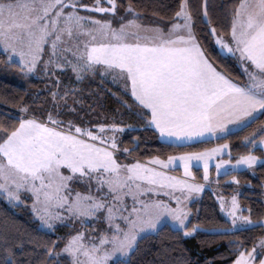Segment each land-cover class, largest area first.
<instances>
[{
	"label": "snow or ice",
	"instance_id": "obj_1",
	"mask_svg": "<svg viewBox=\"0 0 264 264\" xmlns=\"http://www.w3.org/2000/svg\"><path fill=\"white\" fill-rule=\"evenodd\" d=\"M121 6L120 0H0V56L21 75L42 71L57 86L50 93L55 110L37 116L21 98L14 122H0V197L18 202L22 192L30 193L41 226L53 232L58 225L69 228L40 246L45 260L54 264H132L140 241L166 221L184 236L264 230V216L253 220L251 208L244 215L235 193L217 197L226 223L188 227L189 204L211 182L213 161L217 177L264 164V155L254 154L264 149V121L242 137L247 151L235 159L227 140L144 161L128 155L139 149L138 137L120 148L122 134L137 126L166 144L184 147L223 139L264 116V0H234L219 29L210 18L208 0L199 14L191 0L157 2L154 7L165 9L167 19L153 13L147 22L132 0L118 17ZM197 15L206 25L200 34ZM206 40L217 47V55L236 61L242 78L216 65ZM69 68L77 82L99 75L101 86L105 80L120 86L131 100L121 98L122 107L142 123L125 125L115 117L112 123L85 120L66 101L77 89L65 85L63 96L59 91L56 72ZM226 150L229 159L223 158ZM121 153L132 162H121ZM170 165L181 167L182 175H171ZM200 165L203 182L192 172ZM77 182L86 190L74 189ZM225 183L239 180L231 175ZM228 243L235 245L231 264H264V235L251 247L239 239ZM13 247L7 239L0 242V264H18Z\"/></svg>",
	"mask_w": 264,
	"mask_h": 264
},
{
	"label": "trees",
	"instance_id": "obj_2",
	"mask_svg": "<svg viewBox=\"0 0 264 264\" xmlns=\"http://www.w3.org/2000/svg\"><path fill=\"white\" fill-rule=\"evenodd\" d=\"M128 2L129 0H120L122 5L120 9H123V6L127 5ZM157 2L168 4L172 0H132V3L138 6V11H144L145 21L151 18L153 13L157 18L167 19L165 9L154 7ZM233 2L234 0H208L210 18L216 22L218 29L224 10ZM202 3L203 0H191L193 11L197 14L201 11ZM145 5L148 7H144ZM205 26V23L197 15V33L200 34ZM204 43L218 67H223L234 78H242L239 67L233 58L223 54L217 55L218 49L210 40H206ZM56 74L61 80L59 85L61 96H63L65 85L77 89L75 95L69 93L66 101L68 105L75 107L78 114L82 115L85 120L90 119L93 124L112 123L110 118L115 117V122H122L125 125L142 123L128 108L122 107L121 98L128 100L129 103L131 100L129 96H124L119 86L108 82V80H105L101 86L99 75L95 79L86 77L77 82L75 76L69 71L57 72ZM56 87L55 83H47L45 79L21 75L15 67L5 63V57L0 56V122L7 121L9 124L14 122L12 117L19 116L18 107L21 98H23V103L28 104L34 110L33 113L44 114L48 112L49 108H53L50 93ZM74 100H79L80 103L74 104ZM63 103L64 101H61V104ZM53 110L55 109L53 108ZM64 111L67 112V108ZM104 117L109 119H104ZM62 118L67 119L68 116ZM261 121H264V116L258 117L250 127L225 136L223 139L191 143L184 147L166 144L159 140L151 130L140 129L137 126L133 129H126L125 133L122 134L120 148L129 146L131 137H138L141 141L139 149L128 155L144 161L154 155L166 159L168 155L179 152L200 151L227 140L230 143L231 158L235 159L239 154L247 151V148L241 143L242 137L251 132ZM254 154L260 156V148ZM120 158L126 159L125 154L121 153ZM127 160L132 162L131 159ZM231 175L237 176L238 188L223 186L221 187L223 193L228 194L236 190L238 200L245 209L244 214L248 215L247 209L251 208L253 220L264 216V195L262 192L264 164H258L252 172L242 170L236 173L232 172L229 176ZM226 177L228 176L221 175L217 180L221 182ZM189 207L191 209L189 228L192 224L197 223L205 226L209 222L226 223L214 190L210 187L204 188L199 196L190 202ZM68 232L67 226L59 225L54 232L44 229L39 225L38 220L27 205L11 203L0 197V242L7 239L9 245L14 246L13 250L16 253L18 264H29V261L31 264H54V261L45 260V251L40 246L44 245L45 242L56 240L58 236H64ZM261 235H264V230L252 228L227 235L197 231L189 236H184L182 230L177 231L168 223H164L157 233L148 235L140 241L139 248L130 260L132 264H161L162 261L164 264H176L177 261H181L182 264H231L235 255L230 249L234 248L235 245H229L230 239L243 240L248 247H251ZM21 241L23 242L22 248L18 247ZM61 264H65V261L61 260Z\"/></svg>",
	"mask_w": 264,
	"mask_h": 264
},
{
	"label": "crops",
	"instance_id": "obj_3",
	"mask_svg": "<svg viewBox=\"0 0 264 264\" xmlns=\"http://www.w3.org/2000/svg\"><path fill=\"white\" fill-rule=\"evenodd\" d=\"M83 14H85V13H83ZM87 14V13H86ZM85 14V15H86ZM119 15H123V11H120L119 13H118V17H119ZM98 18H100V19H104V17H98ZM127 18H129V17H125V19H127ZM145 22H147V21H145ZM119 23V22H118ZM118 23H116V26H118ZM216 47V46H215ZM217 48V47H216ZM223 55H225V54H223ZM239 67V66H238ZM239 70H240V72H241V69H240V67H239ZM67 71H69L70 73H71V69L69 68ZM72 74V73H71ZM73 75V74H72ZM118 86V85H117ZM120 87V86H119ZM220 143H224V142H220ZM220 143H217V144H220ZM214 145H216V144H214ZM214 145H212V146H214ZM212 146H209V147H207V148H210V147H212ZM261 150V155H264V149H260ZM227 151L228 150H226V154L224 155V159H229V156L227 155ZM237 158V157H236ZM256 166H258V164L257 165H255V166H253V168H247V167H244V168H241L240 170H238V171H236V172H239V171H242V170H247V171H249V172H252V171H254V169H255V167ZM194 170H197V172H194ZM169 171H170V174L171 175H182V173H183V169L181 168V167H173L172 165H170L169 166ZM192 172L196 175V177H197V182H203V166L202 165H200V166H194V167H192ZM236 172H234V173H236ZM221 176V175H220ZM210 177H211V182L210 183H208L207 185H206V187H210V188H212L214 191H216L217 189H220L221 187H223V186H233L234 188H238V184H235V183H225L226 181H229L230 180V176H228V177H226L224 180H222L221 182H219L218 180H217V172H216V168H215V161H213L212 162V164H211V166H210ZM205 187V188H206ZM223 192V189L221 188L220 189V193H222ZM262 192H263V195H264V184H263V188H262ZM244 214V213H243Z\"/></svg>",
	"mask_w": 264,
	"mask_h": 264
},
{
	"label": "rangeland",
	"instance_id": "obj_4",
	"mask_svg": "<svg viewBox=\"0 0 264 264\" xmlns=\"http://www.w3.org/2000/svg\"><path fill=\"white\" fill-rule=\"evenodd\" d=\"M84 2L85 3H91V1H89V2H87V1H85L84 0ZM120 11H123V9H120ZM83 14V13H82ZM86 14V13H85ZM87 15V14H86ZM117 16H118V14H117ZM98 17H104V16H98ZM109 17H104V19H108ZM118 22H120L119 20H118V18H117V21H116V23H118ZM46 58V57H45ZM57 72H61V71H57ZM56 72V73H57ZM64 72V71H63ZM28 75H31V76H34V77H37V78H40V79H45L44 78V74H43V72L42 71H37V72H35V73H32V74H28ZM56 76H57V74H56ZM45 81H47L46 79H45ZM47 83H49L48 81H47ZM54 83V82H53ZM56 85V84H55ZM33 114H35V115H37V116H39V115H41V113H33ZM43 115H47V112L46 113H44ZM119 158V160L121 161V162H126V163H131L130 161H128L127 159H123V158H120V156L118 157ZM73 188L74 189H77V190H80V191H85L86 190V188H85V186H83V185H81L79 182H77V183H75V184H73ZM221 189V188H220ZM220 189H217L216 191H214V193H215V197H216V199H217V197L218 196H224L225 198H230L231 197V195H233L234 193L235 194H237V192H236V190H233L232 192H230V193H228V194H226V193H220ZM21 200L20 201H18V202H11V203H19V204H24V205H27L28 207H29V209L32 211V196H31V194L30 193H27V192H22L21 194ZM199 196V195H198ZM198 196H195V197H193L192 199H191V201L192 200H194V199H196ZM6 201H8V200H6ZM239 201V200H238ZM9 202V201H8ZM217 202H218V204H219V201L217 200ZM240 203V202H239ZM224 215V214H223ZM244 215H247V214H244ZM37 219V218H36ZM38 220V219H37ZM38 223H39V225H40V221L38 220ZM165 223H168L171 227H173V228H175V226H173V225H171V223L170 222H168V221H166ZM41 226V225H40ZM41 227H43V226H41ZM77 227H79V224H77ZM85 227L86 228H91L92 227V225L91 224H86L85 225ZM44 229H47L46 227H43ZM47 230H49V229H47Z\"/></svg>",
	"mask_w": 264,
	"mask_h": 264
}]
</instances>
